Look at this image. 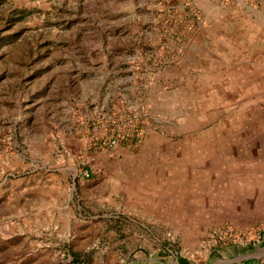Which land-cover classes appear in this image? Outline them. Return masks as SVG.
<instances>
[{"label":"rangeland","instance_id":"1","mask_svg":"<svg viewBox=\"0 0 264 264\" xmlns=\"http://www.w3.org/2000/svg\"><path fill=\"white\" fill-rule=\"evenodd\" d=\"M0 264H264V5L0 0Z\"/></svg>","mask_w":264,"mask_h":264},{"label":"crops","instance_id":"2","mask_svg":"<svg viewBox=\"0 0 264 264\" xmlns=\"http://www.w3.org/2000/svg\"><path fill=\"white\" fill-rule=\"evenodd\" d=\"M240 1H243V2H246V0H240ZM258 3H260L262 6L264 5V0H258ZM122 96H123V98L125 99V100H128V97H129V95L128 94H122ZM128 102H131V100H128Z\"/></svg>","mask_w":264,"mask_h":264},{"label":"built area","instance_id":"3","mask_svg":"<svg viewBox=\"0 0 264 264\" xmlns=\"http://www.w3.org/2000/svg\"><path fill=\"white\" fill-rule=\"evenodd\" d=\"M116 142H117L116 139H111V140L104 141L103 144L107 145V146H112V145L116 144Z\"/></svg>","mask_w":264,"mask_h":264}]
</instances>
